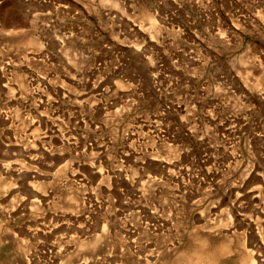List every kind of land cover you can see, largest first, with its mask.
<instances>
[{"label": "rangeland", "instance_id": "374dc122", "mask_svg": "<svg viewBox=\"0 0 264 264\" xmlns=\"http://www.w3.org/2000/svg\"><path fill=\"white\" fill-rule=\"evenodd\" d=\"M260 10L0 0V264H264Z\"/></svg>", "mask_w": 264, "mask_h": 264}, {"label": "clouds", "instance_id": "9594fccd", "mask_svg": "<svg viewBox=\"0 0 264 264\" xmlns=\"http://www.w3.org/2000/svg\"><path fill=\"white\" fill-rule=\"evenodd\" d=\"M254 15H256V16H258V17H260L262 20H264V10H260V11H257V12H255L254 13ZM28 147H35V144H29V145H27ZM68 149L67 148H65V151H67ZM40 159H42V158H40ZM36 171H39V169H35ZM33 187H35V185H33Z\"/></svg>", "mask_w": 264, "mask_h": 264}, {"label": "bare ground", "instance_id": "6f19581e", "mask_svg": "<svg viewBox=\"0 0 264 264\" xmlns=\"http://www.w3.org/2000/svg\"><path fill=\"white\" fill-rule=\"evenodd\" d=\"M236 133H238V132H235V134H236ZM132 247H133V246H132ZM202 247H203V246H202ZM132 251H134V250H132ZM137 252H138V251H137ZM137 252H136V253H137ZM136 253H135V254H136ZM137 254H138V253H137ZM140 256H141V255H140ZM140 256H139V257H140ZM135 257H136V256H135ZM143 257H144V256H143ZM153 257H154V256H153ZM155 257H156V255H155ZM151 258H152V257H150V258L148 257L149 260H150ZM144 259H146V257H145ZM155 259H156V258H155ZM150 261H152V259H151ZM83 262H85L84 264H86V261H83ZM136 262H137V261H136ZM138 262H139V261H138ZM202 263H203V262H202ZM88 264H90V263L88 262Z\"/></svg>", "mask_w": 264, "mask_h": 264}]
</instances>
